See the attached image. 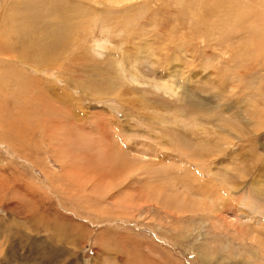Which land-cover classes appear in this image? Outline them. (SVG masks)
Here are the masks:
<instances>
[{"label": "rangeland", "instance_id": "374dc122", "mask_svg": "<svg viewBox=\"0 0 264 264\" xmlns=\"http://www.w3.org/2000/svg\"><path fill=\"white\" fill-rule=\"evenodd\" d=\"M0 264H264V0H0Z\"/></svg>", "mask_w": 264, "mask_h": 264}, {"label": "bare ground", "instance_id": "6f19581e", "mask_svg": "<svg viewBox=\"0 0 264 264\" xmlns=\"http://www.w3.org/2000/svg\"><path fill=\"white\" fill-rule=\"evenodd\" d=\"M183 201V200H182Z\"/></svg>", "mask_w": 264, "mask_h": 264}]
</instances>
